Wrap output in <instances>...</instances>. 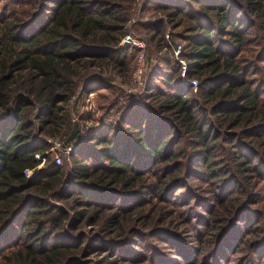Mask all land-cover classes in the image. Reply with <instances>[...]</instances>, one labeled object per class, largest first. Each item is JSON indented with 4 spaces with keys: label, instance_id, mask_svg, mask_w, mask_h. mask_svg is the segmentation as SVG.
<instances>
[{
    "label": "trees",
    "instance_id": "obj_1",
    "mask_svg": "<svg viewBox=\"0 0 264 264\" xmlns=\"http://www.w3.org/2000/svg\"><path fill=\"white\" fill-rule=\"evenodd\" d=\"M2 1L0 264H72L61 263L63 252L80 244L83 234L68 235L84 223L97 224L88 249L115 261L165 264L149 233L185 242L180 231L187 228L193 245L178 242L184 250L170 251L180 264H220L238 223L264 219L256 206L264 200V0H149L173 29L181 28L170 42L182 45L184 78L172 50L159 55L158 65L147 68L145 93L132 96L134 109L117 126L85 138L68 127L67 142H75L69 166L51 159L30 178L25 171H35V155L51 147L35 132L28 100L38 105L39 129L48 132L54 104L66 97L55 91L67 83L62 64L88 58L124 66L120 42L130 14L118 0ZM163 25L153 27L159 49ZM252 45L248 61L241 54ZM24 77L29 88L19 82ZM104 82L87 80L81 92L110 88ZM134 212L164 216L150 232L145 222L129 223Z\"/></svg>",
    "mask_w": 264,
    "mask_h": 264
},
{
    "label": "rangeland",
    "instance_id": "obj_2",
    "mask_svg": "<svg viewBox=\"0 0 264 264\" xmlns=\"http://www.w3.org/2000/svg\"><path fill=\"white\" fill-rule=\"evenodd\" d=\"M122 3H127V8L129 11V18L125 27L127 29V33L125 35H130L134 39L143 40L144 48L142 51L138 48L133 47L130 43L120 42L121 48L124 51V66L113 65L114 63L102 61H95L93 64L92 61L86 59H82L78 62H74L71 64L63 63L62 70L65 75H67L66 84L63 88L56 87L55 91L62 92L66 95L63 100L56 102L54 104V110L56 116L53 118V122L48 126V132H42L39 129L38 119L36 118V114L38 111V105L34 103L31 99L28 101L32 103L30 107V121L34 124V128L36 129V134L39 138L45 139L50 144V150L44 154L45 160H38L39 164L36 166L35 171H28L25 175L27 177H32L38 170L43 169L47 164L50 163L51 159L53 160L54 165L56 167L61 166H69L70 164V156L68 153V148L72 147L69 150V153L73 150V145H75L74 141L67 142L69 129L72 128L73 125L79 127L82 132V137H86V135L98 128L106 127L107 125L117 126L119 123L120 116L128 112L130 109H134L132 106L131 100L132 96L144 94L145 93V83H146V73L147 68L151 65H158L159 63V55H163L164 53L169 52L170 55L171 46L168 44V40L165 38V35L168 34L169 37L171 32L176 33L181 28L173 29V25L169 22L168 17H166V13L162 10L156 9L153 3H149V0H118ZM4 2L0 0V6ZM170 18V17H169ZM164 20L163 25V42H158L160 44V49L157 45L154 44V41L157 40L159 32L153 31L154 23L158 21ZM174 23V22H173ZM250 37L254 35L253 29L251 30ZM157 33V34H156ZM122 43V44H121ZM165 43V44H164ZM254 48L255 45L250 46V51L241 54L242 56H246L248 61L250 59H254ZM140 53L144 54L145 57V65L146 69L144 75L141 78V82L139 83L134 78V73L138 66V56ZM260 51L257 53V57L259 56ZM256 57V58H257ZM179 63V62H178ZM180 64V63H179ZM72 68V69H71ZM259 74H257L258 76ZM27 79H20V83L24 82L21 86H25L29 88ZM87 80H101V82L105 81L106 85H110V88L102 87L93 90L88 93L86 96L81 92L82 85ZM20 90H24V88H20ZM196 90H193V92ZM128 99V100H127ZM131 99V100H130ZM69 127V129H68ZM80 132V133H81ZM51 140V142H49ZM60 145L61 150L56 146ZM67 149V150H65ZM67 151V152H66ZM56 156L59 157L60 162L58 163L56 160ZM51 165V164H50ZM195 180H193L194 182ZM181 190L176 192L179 194ZM236 195V194H235ZM49 199L53 198V194L48 193L47 195ZM51 201H56L51 199ZM193 203V202H191ZM195 205V204H193ZM259 210L264 211V200L259 202L257 205ZM149 208L147 206L145 211ZM200 210V209H199ZM204 212V210H203ZM135 217L129 220V223H146V228L144 230L150 231L151 227H154L155 220L157 216H164L163 213L155 214L152 216H140L136 212ZM131 214V215H132ZM130 215V216H131ZM171 219V218H170ZM264 219L257 224L258 221L256 218L253 222L248 221L250 224L248 227L246 222L238 223V230L233 234L234 241H232L233 249L229 252H226V257L220 264H264ZM97 224H79L71 233H69V239H71V235L76 233L83 234L82 240L77 247L71 248V246L66 247L64 250V257L61 263L66 262V258H71L73 260L72 264H127L129 261H121L116 260L109 253L100 250L90 251L88 249V244L90 239L92 238L91 234L96 230ZM183 226H180L182 228ZM69 228V226H67ZM256 229V230H255ZM187 228L181 230L180 233L185 238L184 241H178L182 243V245H193V236L186 231ZM255 230L256 234H248L249 231ZM71 231V229H69ZM242 231V233H240ZM151 232V231H150ZM247 234H244V233ZM240 233V234H239ZM261 234V235H260ZM161 234H150L146 238L149 240L151 248L154 250H158L161 254V257L167 262L165 264H171V261L174 259L178 261L180 264L181 256H179L176 252L170 251H183L184 249H177L176 244L178 242H169L166 238H160ZM260 235V236H257ZM160 236V237H159ZM248 237V238H247ZM143 241V238L141 239ZM140 242V241H139ZM138 242V243H139ZM172 245H170V244ZM144 244V243H143ZM146 245V244H145ZM171 246V248H170ZM135 250H144L149 253L146 248H142L141 246L134 244ZM158 253V254H159ZM69 256V257H68ZM14 259L11 260L13 264ZM135 264H160L158 262H152L150 260H144L143 262H138ZM183 264V261H182ZM187 264V263H186ZM209 264H215L214 261H211Z\"/></svg>",
    "mask_w": 264,
    "mask_h": 264
},
{
    "label": "built area",
    "instance_id": "obj_3",
    "mask_svg": "<svg viewBox=\"0 0 264 264\" xmlns=\"http://www.w3.org/2000/svg\"><path fill=\"white\" fill-rule=\"evenodd\" d=\"M165 38L168 40V44L171 46V49L173 51V56L180 63V66H181L180 76L183 79L184 78V75H185L186 65H185V61L182 60V59H180V57H179L180 56V53H181L182 45H181V43H176V44H173L172 45L171 42H170V37H169L168 34L165 35ZM121 41H123V43H130L133 47L138 48L141 51H142V49L145 46L143 40L134 39L130 35H124V37L122 38ZM145 69H146L145 57H144V54L143 53H140V55L138 56V66H137V69H136V71L134 73V78L139 83L141 82V78L144 75ZM188 84L191 85L193 87V89L195 90L196 89V86H197V81L196 80H191V81L188 82ZM49 142H51V140ZM56 147L59 148L60 150L62 148L60 145H57ZM71 149H72V147H69L68 148V153L67 154H69V150H71ZM65 150H67V149H65ZM35 158L37 160H43V161L45 160L44 155L36 154L35 155ZM56 160H57L58 163L60 162V159L57 156H56ZM28 171H31V170H27V171H25V173H27Z\"/></svg>",
    "mask_w": 264,
    "mask_h": 264
}]
</instances>
